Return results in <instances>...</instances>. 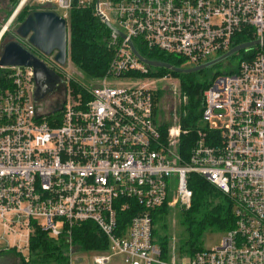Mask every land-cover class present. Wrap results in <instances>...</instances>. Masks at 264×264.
<instances>
[{
    "label": "built area",
    "instance_id": "2783aa9c",
    "mask_svg": "<svg viewBox=\"0 0 264 264\" xmlns=\"http://www.w3.org/2000/svg\"><path fill=\"white\" fill-rule=\"evenodd\" d=\"M22 1L0 38L28 3L59 9L66 20L73 4ZM77 3L93 5L103 22L124 34L111 30L113 58L96 78L99 84H83L85 93H74L68 56L59 64L55 52L43 55L64 85L60 115H46L34 97L32 67L0 66L10 71V86H0V253L14 251L28 263L31 236L39 229L65 237L68 264H86L87 256L74 254L70 229L90 220L106 236L108 248L93 253L88 264H109L115 255L125 264H264V52L241 61L237 72L211 81L203 93L201 122L206 129L197 131L186 159L178 144L187 130L178 124L162 136L154 113L152 89L173 78L127 75L149 71L132 52V38L196 65L230 49L232 36L245 27L255 39H264V0ZM119 78L126 82L117 83ZM189 173L229 196L235 226L217 247L186 259L172 252L162 259L152 242L149 211L164 203L189 207ZM129 201L134 214L125 230L119 229L117 213Z\"/></svg>",
    "mask_w": 264,
    "mask_h": 264
},
{
    "label": "trees",
    "instance_id": "16d2710c",
    "mask_svg": "<svg viewBox=\"0 0 264 264\" xmlns=\"http://www.w3.org/2000/svg\"><path fill=\"white\" fill-rule=\"evenodd\" d=\"M18 2L19 0H0L2 22L11 15ZM41 9H52V7L35 2L32 4L28 3L22 7L1 37L0 53L2 46L13 39L16 34V28L24 18L30 12ZM66 21L68 24V59L88 77L92 79L100 78L106 72V68L113 58V50L108 46V37L111 30L96 14L93 5H81L77 3V0H73ZM252 40H255V37L251 28L245 27L232 36L231 47ZM132 43L139 54L150 60L166 62L180 68L187 61L181 56L162 52L155 48H148L139 38H132ZM260 50L264 52V45L262 47L255 45L242 49L215 65L190 73L148 66L149 71L145 75L133 72L127 75L143 79L145 77H160L164 74H169L173 79H177L179 106L178 111L174 113L177 124L180 125L182 130H187L185 134L180 136L178 153L182 159H186L194 144L197 131L206 129L201 122L204 103L203 93L206 88L216 76L237 72L241 61L250 60ZM220 54L222 53L216 55L219 56ZM40 56L42 59L44 58L41 53ZM210 59L209 57L205 61ZM225 61L229 62V64H226ZM221 63H225L227 69L223 71L213 69ZM9 72L8 69L0 68V86L2 88L10 86V80L7 78ZM83 84L88 83L77 79L74 75L72 76L70 85L74 93H85ZM165 92L162 87L152 89L155 115L158 114V104H161ZM60 99L63 104L64 97L61 96ZM62 104L56 108H51L50 105H40L44 113H47L46 115L54 112L60 115ZM51 122L52 119L49 118V123L51 124ZM170 125L171 121H166L164 115H162V120L159 123L162 136H165ZM187 182L192 193L191 201L189 207H180L178 213H176L180 231L175 248L171 242L172 236L171 232H169L168 223L171 209L164 203L149 211L152 223V242L159 246L162 259H168L172 249L177 251L178 259L189 258L194 253L205 249L203 237L206 232L212 230L227 232L235 226L233 201L228 195L222 193L212 183L196 173H189ZM129 203L130 206L127 209L117 213L116 220L119 229L121 227L125 230L131 216L134 214L132 211V203L134 202L129 201ZM139 209L137 208L136 210ZM70 235L75 253L79 255L80 253L93 254L105 251L108 248L106 236L93 221L87 220L75 224L70 229ZM64 238L63 235L52 237L47 232L37 229L31 236L29 244L30 260L28 263H25L13 252L19 260V264H68V242Z\"/></svg>",
    "mask_w": 264,
    "mask_h": 264
},
{
    "label": "water",
    "instance_id": "95a60500",
    "mask_svg": "<svg viewBox=\"0 0 264 264\" xmlns=\"http://www.w3.org/2000/svg\"><path fill=\"white\" fill-rule=\"evenodd\" d=\"M107 27L116 32L121 37L124 34L116 29L109 21L104 20ZM18 39L7 41L1 49L0 66H29L32 67L35 82L34 97L37 101L43 99L45 95L52 93L55 86L61 83V78L39 57L34 50L42 55L50 56L54 52L53 58L59 63L64 64L67 59L68 51V24L54 8L41 9L30 12L16 28ZM263 44L264 39H255L249 42L240 43L228 49L219 56L197 64L191 68L174 67L169 63L150 60L143 57L130 43V47L135 56L143 63L170 69L175 72H195L206 67L215 65L226 59L230 55L242 49H247L255 45ZM34 48V50H32Z\"/></svg>",
    "mask_w": 264,
    "mask_h": 264
},
{
    "label": "rangeland",
    "instance_id": "374dc122",
    "mask_svg": "<svg viewBox=\"0 0 264 264\" xmlns=\"http://www.w3.org/2000/svg\"><path fill=\"white\" fill-rule=\"evenodd\" d=\"M19 4V2H18ZM25 6V5H24ZM17 7V6H16ZM15 10V9H14ZM57 12L61 15L62 11L57 9ZM14 11L11 13L10 16H8L3 22V16H0V32L2 31V27L6 26L9 23V19L10 17L13 15ZM1 41V38H0ZM216 54H213L210 58L213 59L215 58ZM226 64H229V62H226ZM225 63H221L220 65L214 67V70H225L227 69V65ZM233 64H235L234 62H232ZM196 64L194 63H190L188 61H186L185 63H183V67L182 68H191L193 66H195ZM69 69L70 73L72 72L73 75L83 81V82H87V83H92V84H99V81L97 79H92L90 77H88L86 74H84L77 66H75L74 64L70 63L69 67H67V70ZM111 81H113V79H110ZM117 83L120 84H124V82H126V80L123 79H115ZM132 82H138V80L136 81H132ZM173 83V84H171ZM177 79H172L169 81H166L164 83H161L158 85V87H162L163 89H165V95L162 99L161 104H158V121L160 123V121L162 120V115H164V118L166 121L170 120L171 121V125L169 126V128L178 125L177 124V119L175 116V111H178V106H179V92L177 89ZM155 85V83L153 84ZM64 85L62 83H58L53 92L50 93L49 95H47L45 98L41 99L39 104L46 106V105H50L51 108H56L61 106L62 102L60 97L63 96L64 97ZM157 113V112H156ZM170 209H171V215L168 217V223H169V232H171V242L173 244V247L175 248V245L178 241V236H179V231H180V227L178 224V221L176 219V213H178L179 209H180V205L178 203H173V205H167ZM225 232H220V231H208L205 233L203 240H204V246L205 248L209 249V248H213V247H217L219 246L221 239L223 238ZM172 249V248H171ZM173 253L174 257L178 258V254L177 251L172 249L170 251V253ZM88 254V253H87ZM11 255L13 256V258H7L6 256ZM79 255V254H78ZM0 256L3 257V259L5 260V264H15L14 260L16 259V255L14 254L13 251L11 252H4V253H0ZM175 258V259H176ZM82 264H85L84 262H81ZM53 264V263H51ZM109 264H125L123 261V257L120 255H115L111 257L110 263Z\"/></svg>",
    "mask_w": 264,
    "mask_h": 264
},
{
    "label": "crops",
    "instance_id": "0c3cea01",
    "mask_svg": "<svg viewBox=\"0 0 264 264\" xmlns=\"http://www.w3.org/2000/svg\"><path fill=\"white\" fill-rule=\"evenodd\" d=\"M68 254V253H67ZM74 254L77 256V257H83V256H87L88 258L86 259V260H84L85 262H86V264H88V263H90L91 262V256H92V254L91 253H83V254H81L80 253V255H78L77 253H75V250H74ZM7 258H13V256H11V255H8V256H6ZM5 260L3 259V257L2 256H0V264H5V262H4ZM14 262H15V264H19V260L16 258L15 260H14Z\"/></svg>",
    "mask_w": 264,
    "mask_h": 264
},
{
    "label": "flooded vegetation",
    "instance_id": "af4514ba",
    "mask_svg": "<svg viewBox=\"0 0 264 264\" xmlns=\"http://www.w3.org/2000/svg\"><path fill=\"white\" fill-rule=\"evenodd\" d=\"M15 38L18 39V40H20V39L17 37L16 34L14 35L13 39H15ZM20 41L23 42V43H25V40H20ZM35 52H38V51L36 50ZM36 54L39 55V57H41V56H40V53H36ZM49 94H50V93H49ZM49 94H47V95H49ZM47 95H45V97H46ZM45 97H44V98H45Z\"/></svg>",
    "mask_w": 264,
    "mask_h": 264
},
{
    "label": "bare ground",
    "instance_id": "6f19581e",
    "mask_svg": "<svg viewBox=\"0 0 264 264\" xmlns=\"http://www.w3.org/2000/svg\"><path fill=\"white\" fill-rule=\"evenodd\" d=\"M24 1V0H23ZM23 1H22V3H23Z\"/></svg>",
    "mask_w": 264,
    "mask_h": 264
}]
</instances>
